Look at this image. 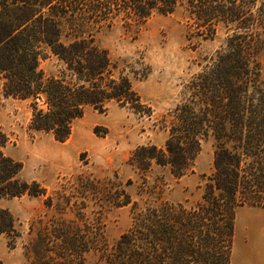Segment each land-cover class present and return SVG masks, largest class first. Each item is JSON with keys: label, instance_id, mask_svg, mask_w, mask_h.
<instances>
[{"label": "trees", "instance_id": "1", "mask_svg": "<svg viewBox=\"0 0 264 264\" xmlns=\"http://www.w3.org/2000/svg\"><path fill=\"white\" fill-rule=\"evenodd\" d=\"M178 10L203 39L224 28L226 42L159 119L164 144L137 147L128 163L143 173L167 168L179 179L194 171L202 142L213 137L201 199L170 201L160 185L144 188L143 181L141 203L116 173L107 192L92 174L79 176L84 199L91 194L101 207H129L131 226L110 247L102 216L88 221L78 208L75 219L52 217L31 242L30 264H86L89 252L98 253L95 264H232L238 210L264 208V0H0V108L3 98L28 101L29 131L60 142L90 109L105 112L116 103L151 117L152 107L99 36L118 25L138 33L154 15ZM47 59L54 70L41 66ZM8 141L0 128V235L14 246L20 232L3 202L47 196V188L22 178V162L5 151ZM45 205L74 204L62 194L56 202L47 196Z\"/></svg>", "mask_w": 264, "mask_h": 264}, {"label": "rangeland", "instance_id": "2", "mask_svg": "<svg viewBox=\"0 0 264 264\" xmlns=\"http://www.w3.org/2000/svg\"><path fill=\"white\" fill-rule=\"evenodd\" d=\"M226 37V30L220 27L213 39H203L196 34L195 26L182 10L154 15L138 33L118 25L100 34L101 44L130 77L142 99L152 107L153 115L141 117L116 103L105 112L90 109L76 121L71 136L64 142L52 135L29 131L32 110L28 101L2 99L0 128L9 138L5 151L22 162V178L42 183L47 188V196H52L54 202L62 194L70 195L74 205L64 210L54 205L47 207V196L27 194L4 201L3 205L15 218L20 236L12 246L7 236L0 235V264H30L29 247L42 224H50L52 217L75 219L78 208L86 213L88 221L102 216L110 247L116 243L131 226L130 208L106 203L101 207V201L91 194L84 199L79 179L82 175L92 174L91 177L100 179L107 192V178H114L116 173L117 180L141 203L147 196L139 194L143 181L148 184L144 188L160 185L162 197L170 201L191 205L201 199L203 175L210 174L213 169V137L202 142L194 171L179 179L167 168L157 165L149 172H140L128 163V159L141 145L164 144L167 132L159 129V119L182 99L186 84L211 62L217 50L225 45ZM54 65L52 59L41 63L47 72L54 70ZM57 190L60 195L56 194ZM86 258V264L99 262L95 252H89ZM232 264H264V208L244 206L238 210Z\"/></svg>", "mask_w": 264, "mask_h": 264}, {"label": "water", "instance_id": "3", "mask_svg": "<svg viewBox=\"0 0 264 264\" xmlns=\"http://www.w3.org/2000/svg\"><path fill=\"white\" fill-rule=\"evenodd\" d=\"M37 101H39V102H40V101H41V98H39V97H38V98H37Z\"/></svg>", "mask_w": 264, "mask_h": 264}]
</instances>
